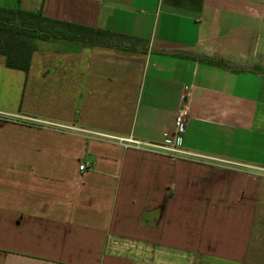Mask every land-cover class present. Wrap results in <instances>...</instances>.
<instances>
[{"label":"crops","instance_id":"0c3cea01","mask_svg":"<svg viewBox=\"0 0 264 264\" xmlns=\"http://www.w3.org/2000/svg\"><path fill=\"white\" fill-rule=\"evenodd\" d=\"M0 8L127 38L0 54V264H264V0Z\"/></svg>","mask_w":264,"mask_h":264},{"label":"trees","instance_id":"16d2710c","mask_svg":"<svg viewBox=\"0 0 264 264\" xmlns=\"http://www.w3.org/2000/svg\"><path fill=\"white\" fill-rule=\"evenodd\" d=\"M125 41L127 38L100 30L51 20L40 12L0 8V54L5 66L28 72L35 40L66 42L82 45L109 46V40ZM117 47H120L117 45ZM222 66L219 61L214 63Z\"/></svg>","mask_w":264,"mask_h":264},{"label":"built area","instance_id":"2783aa9c","mask_svg":"<svg viewBox=\"0 0 264 264\" xmlns=\"http://www.w3.org/2000/svg\"><path fill=\"white\" fill-rule=\"evenodd\" d=\"M188 95H189V89L186 88L182 95L181 104L175 111L174 130L170 135L171 139L169 140V142L167 141L163 145L142 143L140 141L133 139L132 137L119 138V137H113L110 135H105L100 133H93V134H96L97 136H100L102 138L116 140L125 148L147 147L150 149L168 153L171 157H173V159L178 158V156L184 154L183 150L181 149V131L188 117V104H187ZM84 168H85L84 165L79 166V170H83Z\"/></svg>","mask_w":264,"mask_h":264}]
</instances>
